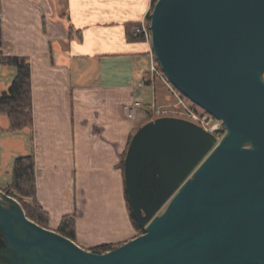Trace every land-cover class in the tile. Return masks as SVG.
<instances>
[{
  "label": "water",
  "instance_id": "1",
  "mask_svg": "<svg viewBox=\"0 0 264 264\" xmlns=\"http://www.w3.org/2000/svg\"><path fill=\"white\" fill-rule=\"evenodd\" d=\"M150 21L163 73L226 135L173 116L141 126L124 176L145 233L106 253L0 190V234L16 251L1 264H264V0H157Z\"/></svg>",
  "mask_w": 264,
  "mask_h": 264
},
{
  "label": "crops",
  "instance_id": "2",
  "mask_svg": "<svg viewBox=\"0 0 264 264\" xmlns=\"http://www.w3.org/2000/svg\"><path fill=\"white\" fill-rule=\"evenodd\" d=\"M152 7L153 0H1L2 54L30 60L34 124L5 132L10 121L0 114V190L15 159L31 153L32 138L48 227L57 231L76 214V242L87 250L137 236L121 165L147 123L145 106L156 108L157 82H167H146L152 46L131 41L128 25L146 21ZM16 75L0 64V95Z\"/></svg>",
  "mask_w": 264,
  "mask_h": 264
},
{
  "label": "trees",
  "instance_id": "3",
  "mask_svg": "<svg viewBox=\"0 0 264 264\" xmlns=\"http://www.w3.org/2000/svg\"><path fill=\"white\" fill-rule=\"evenodd\" d=\"M157 0H153V6ZM1 9V0H0ZM150 20V14L147 17ZM137 24L128 25V35L131 41H144L142 36H135L133 29ZM3 39L2 30L0 26V64L5 66H12L17 69V75L12 82L10 89L0 95V114L6 115L10 121V127L5 132H21L25 129L33 128L34 114H33V101H32V67L30 60L25 57H6L2 54ZM157 61V60H156ZM158 62V61H157ZM149 76V75H148ZM185 97V96H183ZM186 98V97H185ZM188 99V98H186ZM189 100V99H188ZM197 106V105H196ZM148 113V120H154L153 108L151 105L146 107ZM156 119V118H155ZM32 151L28 155L19 156L14 161L12 170V180L3 191L12 197H15L22 204L27 216L38 223L39 225L49 228V214L43 209L37 199V179H36V159L33 148V139H30ZM127 153V152H126ZM126 153L123 157L122 169L124 171V162ZM126 200L131 213V218L138 235L145 233V228L140 227L136 222L132 208L129 204L128 196L125 190ZM31 200V202H28ZM76 214L67 215L63 218L58 232L74 241H76ZM118 246L112 244H105L94 248L92 251L95 253H106Z\"/></svg>",
  "mask_w": 264,
  "mask_h": 264
},
{
  "label": "rangeland",
  "instance_id": "4",
  "mask_svg": "<svg viewBox=\"0 0 264 264\" xmlns=\"http://www.w3.org/2000/svg\"><path fill=\"white\" fill-rule=\"evenodd\" d=\"M153 8H154V6L152 7V10H153ZM152 10H151V12H152ZM151 12H150V14H151ZM146 22H147V24L151 23V21L147 20V19H146ZM155 60H157L156 57H155ZM156 63H158V62L156 61ZM151 66H152V62H151ZM151 66H150V64H145V66H144L145 71H147L149 69L151 70ZM158 66H159V63H158ZM141 68H142V66L138 67V70H140ZM159 77L156 79L164 80L167 83L164 82L165 85L162 86L160 83L161 81H158L156 86H155V89H156L155 94L157 96V105H156V108H153V114L152 115L154 116V119L158 118V117H162V116H173V117L187 118L188 109H191V108L193 110H196V112H198L199 115L202 113H205L204 110L197 107L193 102H191L190 100L183 97V95L175 87H173V85L169 82V80L167 79L166 76H163L160 78ZM263 77H264V75H263ZM144 79L149 84L153 83V80L151 79V76H150V72H149V76L147 78L145 77ZM147 101L150 102L151 104L154 103L153 102L154 101L153 90L149 92ZM146 107H147V105L145 106V108ZM159 110L163 111V113H159L158 112ZM219 123H220V132H219L218 136H219V139H222L226 135V129L223 126V123L221 121H218V124ZM5 176L6 175H3V177L0 178L1 183H3V181H4L3 179H5ZM11 180H12V177H11ZM13 201L15 202V205H13L12 208L16 209L17 205H19L20 208L22 210H24L22 204L20 203V201L18 199L13 197ZM28 202H31V200H28ZM165 210H166V208H164L160 214H162ZM137 236H139L138 233H137ZM90 251H92V250H90ZM0 252L8 255V257L15 256V254H16V251L10 247V244L8 243V241L1 234H0ZM1 261L2 260L0 259V264H1Z\"/></svg>",
  "mask_w": 264,
  "mask_h": 264
},
{
  "label": "built area",
  "instance_id": "5",
  "mask_svg": "<svg viewBox=\"0 0 264 264\" xmlns=\"http://www.w3.org/2000/svg\"><path fill=\"white\" fill-rule=\"evenodd\" d=\"M1 24H2V16H1V11H0V26ZM133 34L135 36H142L152 46V33L150 29V24H147L146 21L142 22L140 26H137L136 28H134ZM150 76L152 80H155L159 76L160 77L165 76L160 65L158 66V63H156L153 48H152V66L150 70ZM139 104L140 103L137 102L134 106L135 107L139 106ZM158 112L163 113V111L161 110H159ZM185 119L195 122L196 124L205 128L207 131L214 133L216 135H218L220 132V123L218 124L219 120H217L215 117H213L211 114L207 113L206 111L205 113H202L199 115V113L196 112V110H193L192 108L188 109L187 118Z\"/></svg>",
  "mask_w": 264,
  "mask_h": 264
},
{
  "label": "flooded vegetation",
  "instance_id": "6",
  "mask_svg": "<svg viewBox=\"0 0 264 264\" xmlns=\"http://www.w3.org/2000/svg\"><path fill=\"white\" fill-rule=\"evenodd\" d=\"M192 102V101H191ZM196 105V104H195ZM198 106V105H197ZM199 107V106H198ZM201 108V107H200ZM202 109V108H201ZM204 110V109H203ZM205 111V110H204ZM208 113V112H207ZM218 120V119H217ZM220 121V120H219ZM222 122V121H221ZM224 126V125H223ZM216 135V134H215ZM217 137H218V139H219V136L218 135H216ZM220 140V139H219Z\"/></svg>",
  "mask_w": 264,
  "mask_h": 264
},
{
  "label": "bare ground",
  "instance_id": "7",
  "mask_svg": "<svg viewBox=\"0 0 264 264\" xmlns=\"http://www.w3.org/2000/svg\"><path fill=\"white\" fill-rule=\"evenodd\" d=\"M0 200L3 201V199L1 198V196H0ZM3 202H4V201H3Z\"/></svg>",
  "mask_w": 264,
  "mask_h": 264
}]
</instances>
